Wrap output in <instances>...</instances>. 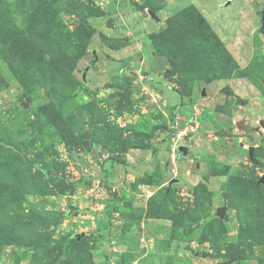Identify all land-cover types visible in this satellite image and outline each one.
<instances>
[{"label":"rangeland","instance_id":"rangeland-1","mask_svg":"<svg viewBox=\"0 0 264 264\" xmlns=\"http://www.w3.org/2000/svg\"><path fill=\"white\" fill-rule=\"evenodd\" d=\"M260 121L264 0H0V264H264Z\"/></svg>","mask_w":264,"mask_h":264},{"label":"water","instance_id":"water-1","mask_svg":"<svg viewBox=\"0 0 264 264\" xmlns=\"http://www.w3.org/2000/svg\"><path fill=\"white\" fill-rule=\"evenodd\" d=\"M152 15H153V14H152ZM85 71H86V70L83 71V78H85ZM260 125H264V121H260ZM187 149H188L187 147H182V146L179 147V151H180L182 154H186ZM248 154H249L250 159H251L252 161H255V158H254V152H253V146L249 147V152H248ZM194 170H195L196 172H200V171H201V169H199L198 166H196V165L194 166ZM260 182H262V183L264 184V173H263L262 177L260 178ZM225 211H226V207H225V206H221V207H218L216 213H217L219 216H224ZM230 262H231V260H229V261H227V262H223V263H217V264H229Z\"/></svg>","mask_w":264,"mask_h":264},{"label":"trees","instance_id":"trees-1","mask_svg":"<svg viewBox=\"0 0 264 264\" xmlns=\"http://www.w3.org/2000/svg\"><path fill=\"white\" fill-rule=\"evenodd\" d=\"M254 3V2H253ZM254 6H255V9H258V5L256 4V3H254ZM174 114H175V112H172V113H170V117H171V119H173V117H174ZM197 121H199L200 123H202V124H207L206 122H204L203 121V119H202V117L201 116H198L197 117ZM70 215V213L69 212H62L61 213V216L63 217H66V216H69ZM105 264H108V262H105Z\"/></svg>","mask_w":264,"mask_h":264},{"label":"crops","instance_id":"crops-1","mask_svg":"<svg viewBox=\"0 0 264 264\" xmlns=\"http://www.w3.org/2000/svg\"><path fill=\"white\" fill-rule=\"evenodd\" d=\"M220 15L219 16H221L222 15V13H219ZM204 16H205V18H206V20L208 21V23L210 24V25H212L213 27H214V24L216 23V24H218L219 22H218V19H216L212 14H204ZM220 22H224V21H220ZM214 29H215V27H214ZM216 32H217V30H216Z\"/></svg>","mask_w":264,"mask_h":264}]
</instances>
